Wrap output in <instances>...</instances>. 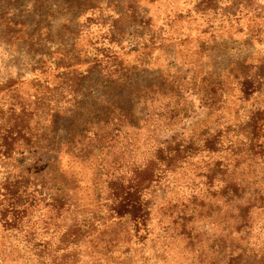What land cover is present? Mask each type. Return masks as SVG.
Here are the masks:
<instances>
[{
	"label": "rangeland",
	"instance_id": "rangeland-1",
	"mask_svg": "<svg viewBox=\"0 0 264 264\" xmlns=\"http://www.w3.org/2000/svg\"><path fill=\"white\" fill-rule=\"evenodd\" d=\"M255 117L264 0H0V264H264ZM144 170L141 237L113 204Z\"/></svg>",
	"mask_w": 264,
	"mask_h": 264
},
{
	"label": "trees",
	"instance_id": "trees-1",
	"mask_svg": "<svg viewBox=\"0 0 264 264\" xmlns=\"http://www.w3.org/2000/svg\"><path fill=\"white\" fill-rule=\"evenodd\" d=\"M10 137L5 139V144L1 145L3 150L10 152L13 147V141L9 142ZM248 143V152H253L255 149L258 154L264 156V118L255 117L252 119L250 134L246 137V144ZM219 140L211 137V152H216L219 146ZM161 153V150H159ZM132 184L128 186V190H122L116 195L115 203L113 204L115 217L122 221V219H129L132 223L133 229L137 236L145 237L149 230L147 227V208L149 202L143 203L141 200L144 184L150 179L148 170L136 171L132 176ZM19 198L15 189L6 187L5 194L0 195V216L2 226L7 231H16V224L19 222V217L16 216L15 209L18 205ZM4 211V213H3ZM26 252H28L26 250ZM34 258L38 257L37 264H41V255L32 254Z\"/></svg>",
	"mask_w": 264,
	"mask_h": 264
}]
</instances>
